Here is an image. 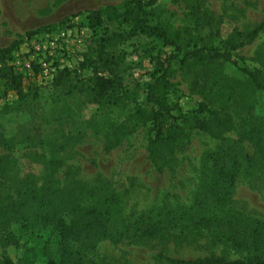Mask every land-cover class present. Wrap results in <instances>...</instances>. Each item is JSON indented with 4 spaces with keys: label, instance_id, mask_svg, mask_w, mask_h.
Segmentation results:
<instances>
[{
    "label": "rangeland",
    "instance_id": "374dc122",
    "mask_svg": "<svg viewBox=\"0 0 264 264\" xmlns=\"http://www.w3.org/2000/svg\"><path fill=\"white\" fill-rule=\"evenodd\" d=\"M147 1H153L147 6L153 23L168 31L185 30V35L193 38L205 37L201 43L220 47L229 35L246 33L264 16V0H144ZM126 2L0 0V50L8 49L5 63L21 76L23 91L27 93L26 101H20L0 79V137L4 139L0 156L4 158V167L14 168L18 176L30 180L42 175V166L37 162L41 155L54 158L59 162L52 177L54 186L73 194V200L84 207L94 205L101 193L113 192L117 201L111 204L110 214L132 221L144 212L154 216L167 209L191 207L198 192L204 154L216 151L221 138L189 129L185 124L187 137L183 139V148L176 149L170 165L162 172L154 170L146 150L153 133L148 123L136 119V111L144 107L149 73L166 53L155 39L139 33L129 35V25L119 26L107 19L115 12L122 13ZM193 3L198 4V15L202 17L197 22L191 15ZM97 9L104 10L105 20L96 29L94 39L98 34L111 36L107 51L114 56L123 86L117 91L123 100L103 109L84 102L83 95L71 84L53 83L64 69L70 70L71 79L92 75V66L79 65L88 51L91 60L95 57L91 49L97 42L90 38L94 31L85 15ZM65 26L86 28L83 47L79 56L68 58L69 67L58 69L50 81L42 80L35 68L26 67L30 64L28 40L54 34ZM230 55L248 68H264V29L252 43L231 51ZM171 65L172 114L178 116L200 104L206 105L208 110H218L229 120L224 136L238 138L248 107L243 74L221 60ZM98 69L108 75L107 70ZM253 95L256 103L251 113L263 118L261 148L255 152L251 166L241 167L229 208L264 221V91ZM14 169L11 175H16ZM7 191L16 193L12 187L3 189ZM227 226L223 218H217L192 232L190 227L184 231L188 241H182L183 234L168 241L128 235L117 244L103 241L96 251H86L71 243L70 247L84 259L102 264H168L157 257L159 252L178 259L211 253L228 259L244 256L227 243L231 231ZM9 228L18 244L0 248V257L6 264H51L58 260L57 237L50 228L41 232L39 239L25 232L19 223L11 222Z\"/></svg>",
    "mask_w": 264,
    "mask_h": 264
},
{
    "label": "trees",
    "instance_id": "16d2710c",
    "mask_svg": "<svg viewBox=\"0 0 264 264\" xmlns=\"http://www.w3.org/2000/svg\"><path fill=\"white\" fill-rule=\"evenodd\" d=\"M152 2L127 0L122 13L115 12V15H110L107 19L117 22L119 26L129 25V35L139 33L155 39L166 53V57L155 64L156 69L149 73L150 81L145 89L144 107L136 111V119L148 123L153 133L146 150L154 170L162 172L170 165L176 149L183 148V139L187 137L185 124L189 129L195 128L221 138L216 151L204 154V161L200 166L198 192L193 205L188 209L172 208L159 211L154 216L140 213L132 221L118 219L110 214L111 204L117 201L115 193H101L94 205L84 207L73 200V194L54 186L52 177L58 169V160L47 159L45 155H41L40 161L37 162L42 166V175L30 180V177L18 176L14 168L4 167V158L0 156V248L18 244V239L9 228V224L14 222L19 223L25 232L34 234L38 239L42 238L41 232L48 228L56 233L59 256L58 260L51 264H102L86 260L77 252H73L70 243L86 251H96L101 242L117 244L128 235L142 239L164 238L168 241L183 234L182 241H188L187 232L184 231L190 227L192 228L189 231L192 232L198 226L212 224L217 218H223V222L231 230L227 243L243 252L244 256L228 259L211 253L190 259H178L159 252L157 257L168 264H264V221L243 216L229 208L241 167L244 164L251 166L255 152L261 148L260 122L263 118L251 111L256 103L253 93L264 91V68H248L231 58L230 52L252 43L257 38L264 29V16L246 33L236 32L229 35L220 42V47L201 43L205 37L193 38L186 36L185 30L168 31L158 23H153L147 10V6ZM190 8L196 22L201 20L198 4L193 3ZM103 14V9H97L85 15L94 31L90 35L92 39L96 29L103 25ZM97 36L94 39L97 42L96 47L91 49L95 57L91 60L88 51L79 65L80 68L92 66V75L85 79H71L70 70L64 69L52 82L55 85L71 84L83 95L84 102L97 105V109H103L123 100L118 94L123 86L114 56L107 51L111 36ZM7 52L8 49L0 50V79L5 81L7 88L17 94L20 101L25 102L27 93L23 91L21 76L14 73L5 63ZM204 59L228 62L244 76L248 107L246 116L241 121L242 132L238 138L224 136L229 120L218 110H208L206 105L200 104L197 109L178 116L172 114L174 105L169 101L173 93L169 82L171 64H185L191 61L199 63ZM98 68L107 70L108 75L101 74ZM3 140L0 137V145ZM13 169L17 172L16 175H11ZM6 187L14 188L16 193L3 192ZM44 240L46 243L49 241ZM0 264H6L4 259H0Z\"/></svg>",
    "mask_w": 264,
    "mask_h": 264
},
{
    "label": "built area",
    "instance_id": "2783aa9c",
    "mask_svg": "<svg viewBox=\"0 0 264 264\" xmlns=\"http://www.w3.org/2000/svg\"><path fill=\"white\" fill-rule=\"evenodd\" d=\"M87 31L84 27L65 26L54 34L32 36L28 40L30 64L28 69H36L42 80L50 81L55 72L69 67L68 58L79 56Z\"/></svg>",
    "mask_w": 264,
    "mask_h": 264
}]
</instances>
